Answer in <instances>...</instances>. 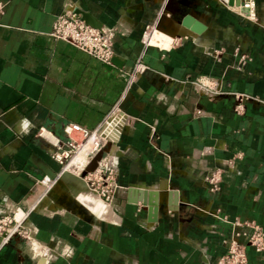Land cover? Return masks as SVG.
<instances>
[{"label": "crops", "instance_id": "1", "mask_svg": "<svg viewBox=\"0 0 264 264\" xmlns=\"http://www.w3.org/2000/svg\"><path fill=\"white\" fill-rule=\"evenodd\" d=\"M165 1L0 0V208L34 205L28 223L47 248L46 256L25 248L34 263L4 245L0 264H212L234 232H251L246 221L264 231V24L213 5L207 15L192 10L204 34L171 24L183 38L145 45L144 27ZM254 1L264 12V0ZM66 3L92 25L119 28L111 63L50 36ZM139 60L145 68L129 82ZM201 75L223 92H197L190 81ZM240 96L242 113L233 108ZM70 122L115 145L112 202L90 189L95 202L69 194L66 178L46 184L62 165L39 127L65 141ZM216 167L212 190L205 176ZM57 186L75 204L61 202ZM149 192L158 193L156 220L141 200ZM246 251L250 264H264V250Z\"/></svg>", "mask_w": 264, "mask_h": 264}, {"label": "built area", "instance_id": "2", "mask_svg": "<svg viewBox=\"0 0 264 264\" xmlns=\"http://www.w3.org/2000/svg\"><path fill=\"white\" fill-rule=\"evenodd\" d=\"M159 12L160 8L156 10L154 17L144 27L142 41L145 45L151 44L147 36L156 28ZM118 32L119 28L117 26H96L90 24L83 18L81 13L72 10L70 3H66L62 11L57 14L49 34L55 39L64 40L84 50L101 62L111 63L114 54V36ZM246 57L245 55H241V59L243 60ZM144 68L145 66L141 61H137L130 73L129 82ZM190 82L197 92L211 97L223 92L217 80L212 77L205 75L196 76ZM233 108L236 112L242 113L244 111L242 96L236 99ZM63 130L68 135V139L65 141L54 136L48 138L43 132L49 131L44 127H39L38 134L46 142L47 151L62 165L58 178L46 184H49L48 186L51 188L59 180L62 171L65 170L71 159L79 152L82 143L79 144L77 139L72 136V132H78L82 140H86L85 142L94 140V145L86 153V163L84 168L79 170V176L85 183V187L92 190L103 202H112L116 189L119 187L116 181L118 167L116 155L115 160L113 162L110 161L108 150L110 146H108V143L111 142L107 140L108 137H100L98 130H88L73 122L64 124ZM99 150H103V155L98 161V166L94 170L87 171L85 175H82V171ZM221 175L222 169L219 167L211 168L207 172L205 178L212 190L218 188ZM34 208V205L29 210H25L19 206L0 208V248L4 245H11L18 251L20 260H24L28 256L36 263V257L31 256L25 251L31 239L33 237L37 238V235L33 233L32 227L28 223L30 210ZM246 225L251 227V232H234L228 240L226 251L218 256L212 264H250L246 251L247 246H252L256 251L264 250V231L262 227L252 220L246 221ZM240 234H243L245 241L239 239ZM51 254H55V252ZM51 254L49 255L51 256ZM61 254L64 257L67 256L63 252Z\"/></svg>", "mask_w": 264, "mask_h": 264}, {"label": "water", "instance_id": "3", "mask_svg": "<svg viewBox=\"0 0 264 264\" xmlns=\"http://www.w3.org/2000/svg\"><path fill=\"white\" fill-rule=\"evenodd\" d=\"M249 0H227V4L228 5H244L245 2H247ZM179 5H180V0H166L165 3L163 4V6L160 7V12L158 15V20L156 23V28H162L163 30H167L168 27L171 26V24H175V22L177 21V23H179L180 25H182L183 27L187 28L188 30H190V32L196 33L197 35H201L204 34L206 31H208L209 27L207 25V23L202 20L201 18H199L194 12H192V10H194L193 8L190 9L189 11L186 12H182V9L180 11L179 9ZM180 13V16H177V13ZM169 17V21H171V23L167 24L165 23V19H168ZM177 34L179 35H183L180 32H178ZM108 146H110V144L108 143ZM103 155V150H99L89 161V163L87 164L86 168L82 171V175H85L87 171H92L94 170L97 166H98V161L102 158ZM65 170L62 171L61 175L63 178L67 177L65 176ZM60 180H62L60 178ZM57 183H59L57 181ZM56 191L59 193V199L61 202L68 204V203H74V200L69 199L68 195L64 192V190H62L59 186H57ZM135 191V188L133 187H129L128 188V196H129V200L130 201H136L135 198H132L130 195L132 194V192ZM141 191V190H140ZM171 191H174V194L176 196V191L177 190H168V195L171 194ZM143 194L146 195L147 191L143 190L142 191ZM153 194H155V197L150 200L151 198L146 199L145 196L141 197V200L143 201L144 204H148L147 205V209H148V218L149 220H156L157 219V212H158V206H157V202H156V197L158 195V193H152L149 192V195L151 196ZM176 199V198H175ZM178 200V199H177ZM175 204H176V200H174ZM170 203V202H169ZM43 259L40 260V263H42Z\"/></svg>", "mask_w": 264, "mask_h": 264}, {"label": "bare ground", "instance_id": "4", "mask_svg": "<svg viewBox=\"0 0 264 264\" xmlns=\"http://www.w3.org/2000/svg\"><path fill=\"white\" fill-rule=\"evenodd\" d=\"M224 2L227 3V0H224ZM253 4L255 6V1L254 0H249V1L246 2V4H244L242 6L241 5H236V4H233V5H230V6L234 7V9L236 11L239 10V11H242L243 13H247L250 16H255L256 13L254 14V6H253ZM228 7H229V5H228ZM169 20L170 19L168 17V19H166V21H167L166 23L167 24L171 23V21H169ZM259 22H261V20H259ZM175 24L177 25V29H180V27H182V25H179V23H177V22H175ZM147 39L149 40L150 43H154L156 41H166V42L171 43L172 40H173V33L169 32L167 30H163L161 28H154L152 30V32L147 36ZM43 134L45 136H47L48 138H51V136H50L51 133H48V132L44 131ZM96 141H98V140H96ZM88 150H89V142H84V144L82 143L79 152L71 159V161L66 166V168H65V171H66L65 174L66 175L65 176H67V177H64L68 181L67 189H65V190H67V192L69 194L76 195L77 197L85 200L87 203L95 202V200H96L95 195L89 190V188L86 187L87 189L82 191L85 188L86 185H85V183L83 182V180L79 176V170L83 169L84 166H85V163H86V158L85 157H86V153L88 152ZM108 150H109L110 161L113 162L115 160V155H116L115 145H111L108 148ZM79 155H81L83 157L82 164L81 165H77V166L76 165H72V162H76V161H73V160ZM60 178H63V177L60 176ZM56 184H58V183L56 182L55 184H53L52 188H54ZM81 191H82V193H81ZM39 245H40V243L38 242V239L33 237L31 239L30 243H29V248L32 251H34L35 253H37L38 255L46 256L47 248L44 247V246L41 247Z\"/></svg>", "mask_w": 264, "mask_h": 264}, {"label": "rangeland", "instance_id": "5", "mask_svg": "<svg viewBox=\"0 0 264 264\" xmlns=\"http://www.w3.org/2000/svg\"><path fill=\"white\" fill-rule=\"evenodd\" d=\"M181 2L183 3L181 8L184 12H186L187 10H190V8H193L198 13H205L207 15V13L209 14L210 7L215 5L216 7L223 9L224 13H226L228 15L230 14V16L234 15V16L238 17L239 19L243 20L245 22V24H247V25L250 24L249 26H252L255 28H261L259 20H261V22H262L261 24H264V16H263L264 12H260L259 5H256V3H255V6L253 4L254 14L256 13V15L250 16L247 13H243L242 11H239V10L236 11L233 7H230L231 8L230 9L228 7L227 3L224 2V0H181ZM177 16H180V14H178ZM173 30L169 29V28L167 29V31H169L171 33ZM211 32H213V31H211ZM220 34H221V32H220ZM222 35H223V33H222ZM180 38H183V35L175 34V36H173V40H172L171 44L175 43ZM99 134H100L99 135L100 137H103V138L105 137L104 134H101L100 132H99ZM76 139H77L79 144L84 143L86 141V140H82V137L79 133H77ZM93 145H94V140L89 142V148H91ZM73 161H76V162H72V165H76V166L81 165L83 162V157L81 155H79Z\"/></svg>", "mask_w": 264, "mask_h": 264}, {"label": "flooded vegetation", "instance_id": "6", "mask_svg": "<svg viewBox=\"0 0 264 264\" xmlns=\"http://www.w3.org/2000/svg\"><path fill=\"white\" fill-rule=\"evenodd\" d=\"M178 14H180V13L178 12L176 15H178Z\"/></svg>", "mask_w": 264, "mask_h": 264}]
</instances>
